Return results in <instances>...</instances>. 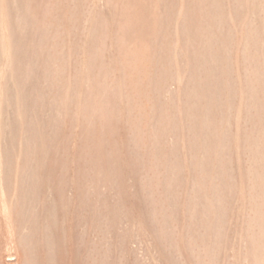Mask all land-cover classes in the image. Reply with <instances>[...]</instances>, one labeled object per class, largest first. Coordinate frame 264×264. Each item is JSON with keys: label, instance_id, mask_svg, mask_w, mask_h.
Listing matches in <instances>:
<instances>
[{"label": "rangeland", "instance_id": "obj_1", "mask_svg": "<svg viewBox=\"0 0 264 264\" xmlns=\"http://www.w3.org/2000/svg\"><path fill=\"white\" fill-rule=\"evenodd\" d=\"M0 264H264V0H0Z\"/></svg>", "mask_w": 264, "mask_h": 264}]
</instances>
